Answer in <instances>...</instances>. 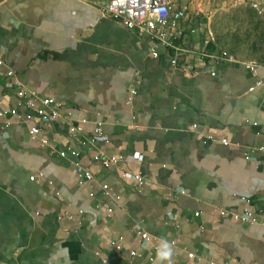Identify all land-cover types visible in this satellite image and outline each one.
I'll return each mask as SVG.
<instances>
[{
  "label": "crops",
  "instance_id": "0c3cea01",
  "mask_svg": "<svg viewBox=\"0 0 264 264\" xmlns=\"http://www.w3.org/2000/svg\"><path fill=\"white\" fill-rule=\"evenodd\" d=\"M98 1L0 0V106L14 104L19 83L53 96L73 117L102 121L109 141L98 149L123 157L106 170L85 153L95 179L79 185L70 157L0 118V264H151L129 250L156 255L162 240L172 264H191L188 252L202 258L195 264H264V57L232 56L210 65L215 76L209 66L183 72L172 50L151 57L146 39L102 16ZM183 41L221 50L194 34ZM130 86L137 94L127 105ZM48 137L55 149L77 143L59 123ZM125 170L146 181L122 180ZM221 207H248L257 221L223 219ZM119 236L117 250L109 241Z\"/></svg>",
  "mask_w": 264,
  "mask_h": 264
},
{
  "label": "built area",
  "instance_id": "2783aa9c",
  "mask_svg": "<svg viewBox=\"0 0 264 264\" xmlns=\"http://www.w3.org/2000/svg\"><path fill=\"white\" fill-rule=\"evenodd\" d=\"M264 16V0H240ZM98 9L102 16L109 17L127 29L134 30L139 37L147 41L148 54L153 58H158L161 54L160 48L173 53L169 56L170 64L178 70L194 74L200 72L204 66H213L222 60H233L231 54L226 50L218 52H209L204 48L196 50L195 47L189 48L185 45L184 39V22L188 21L186 6H178L172 0H100L97 2ZM194 32V29H189ZM208 41L206 40L205 43ZM2 60L0 59V66ZM211 65V66H210ZM253 69V65H248ZM211 76L216 72L212 69L206 70ZM13 75L12 69H7L6 77ZM137 94L135 87L130 86L126 94L124 103L131 105ZM15 102L10 106H0V118L4 121L2 128H7L13 123L25 126L27 135L35 139L40 146L51 147L50 152H55L60 157H70L74 165V175L79 185L92 182L95 179V172L82 162L85 153L93 162H97L103 169H111L123 161L122 155L108 154L100 149L98 145L109 141L104 132L103 122L100 120L90 121L85 115L73 117L69 111L64 109L63 104L53 96L45 95L34 89L26 88L20 83L17 85L15 92ZM59 123L65 127L69 137L77 141L76 145L66 148L55 149L50 146L48 135L52 132L54 124ZM90 125L87 130L86 126ZM191 129H197V124L193 123ZM211 138V135H208ZM222 143L227 140L223 138ZM133 157L140 158L141 155L136 152ZM39 172L31 177L42 176ZM122 180L132 181L137 187H140L145 181V177L139 172L122 171L120 174ZM101 191L104 195H109L110 187L107 182H101ZM118 198V196H116ZM107 212H111L108 207ZM195 216L199 211L194 212ZM219 216L223 219L233 220L238 223L250 222L255 223L256 217L248 207H243L242 211L237 212L228 208H219ZM142 241H150L151 236L148 232L138 229L135 231ZM122 236L115 240H110L109 244L115 248H121ZM157 249V247H154ZM129 255L134 259L144 257L151 264H158L156 255L147 252L144 255L139 254L136 250H129ZM202 258L196 257L193 252L187 253V259L191 264H195ZM203 264H243L235 260H216L205 259ZM160 263V262H159Z\"/></svg>",
  "mask_w": 264,
  "mask_h": 264
},
{
  "label": "rangeland",
  "instance_id": "374dc122",
  "mask_svg": "<svg viewBox=\"0 0 264 264\" xmlns=\"http://www.w3.org/2000/svg\"><path fill=\"white\" fill-rule=\"evenodd\" d=\"M186 6L184 33L199 41H214L234 58L260 60L264 57V16L240 0H172ZM187 23L194 32L190 34ZM192 39V38H191Z\"/></svg>",
  "mask_w": 264,
  "mask_h": 264
},
{
  "label": "clouds",
  "instance_id": "9594fccd",
  "mask_svg": "<svg viewBox=\"0 0 264 264\" xmlns=\"http://www.w3.org/2000/svg\"><path fill=\"white\" fill-rule=\"evenodd\" d=\"M173 249L167 240H162L160 247L157 249L156 259L159 262L167 261L172 264Z\"/></svg>",
  "mask_w": 264,
  "mask_h": 264
}]
</instances>
